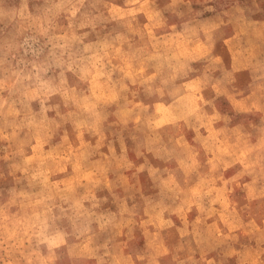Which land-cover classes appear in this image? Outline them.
Wrapping results in <instances>:
<instances>
[{
  "label": "rangeland",
  "instance_id": "1",
  "mask_svg": "<svg viewBox=\"0 0 264 264\" xmlns=\"http://www.w3.org/2000/svg\"><path fill=\"white\" fill-rule=\"evenodd\" d=\"M0 264H264V0H0Z\"/></svg>",
  "mask_w": 264,
  "mask_h": 264
}]
</instances>
